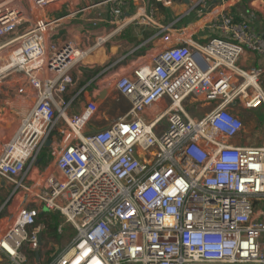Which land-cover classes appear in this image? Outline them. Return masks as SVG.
I'll return each instance as SVG.
<instances>
[{"label":"built area","instance_id":"2783aa9c","mask_svg":"<svg viewBox=\"0 0 264 264\" xmlns=\"http://www.w3.org/2000/svg\"><path fill=\"white\" fill-rule=\"evenodd\" d=\"M174 2L0 0V75L20 74L16 91L33 102L2 130L0 264H264V137L235 112L264 113V65L239 64L264 59V37L246 17L208 18V0L185 12L198 23L176 27L159 9ZM130 26L158 29L132 52L162 45L129 68L125 56L103 66L66 98L89 55ZM198 28L213 34L195 40ZM110 86L128 112L86 133ZM80 95L90 99L69 113ZM43 221L71 234L48 256Z\"/></svg>","mask_w":264,"mask_h":264},{"label":"rangeland","instance_id":"374dc122","mask_svg":"<svg viewBox=\"0 0 264 264\" xmlns=\"http://www.w3.org/2000/svg\"><path fill=\"white\" fill-rule=\"evenodd\" d=\"M177 1L179 2L180 0H175L174 5L166 9L169 12H175V10H178L181 6L179 5V3L182 1H180L179 3H177ZM210 1L211 0H208V3H210ZM245 3H247V1ZM255 6L257 8H260L259 4H255ZM189 7L190 6H188V8ZM164 14H167L166 11L164 12ZM197 18V12L193 11L186 16L184 22L187 23ZM261 20L264 22L263 14L261 15ZM261 30H264V26L261 27ZM126 35L132 38L138 37L137 29L134 26H130L126 30ZM101 69L102 67L91 71L90 69L83 67L81 77L79 78L80 75L78 74L77 83L73 87V91L70 96L69 94H67L66 98L72 97L75 92L82 88ZM21 83L22 76L20 74L8 76H5L3 74L0 75V128H3L2 126H4L5 122L8 124H16L20 120L21 115H25L33 106L32 100L27 99L25 95L19 92L17 93L16 89L18 88V85H21ZM92 85L94 86V84ZM93 86L90 85L89 88L91 89V87ZM88 99L90 98H84V95H80V97L72 105L69 113L79 111L86 104ZM2 107L3 109H1ZM129 108L130 104L128 100L122 96L116 95L115 88L113 86H110L109 93L103 96L102 99L99 101V108L96 111L97 114H95L90 123L85 127L84 131L86 133H89L107 127L110 122L125 115L128 112ZM14 109L16 110V112L14 111ZM188 109L190 110L191 108L189 107ZM210 109V107H197L192 110V113L195 116L199 117L205 114L206 112L210 111ZM18 110L21 112V115L17 114ZM235 112H237L243 118L247 126L246 129H248L249 131L252 130L255 135L257 134V137L254 138V141L260 142L261 139L264 137V113L262 111V108L250 110L246 109L243 106L237 105L235 107ZM8 128L9 127L5 126V132L0 133V140H4L7 136L10 135V132L8 133ZM45 154V160L48 162L51 161V157L49 156V150H47ZM46 161L42 162V167L45 165ZM3 187L8 189V186ZM7 194L8 191L0 193V206L3 204L5 198L7 197ZM65 230L67 232L68 227H65ZM70 238L71 234L69 232L64 234V237H62L56 232H53V228L46 227L45 236H43L44 244L41 248V251L45 254V256H48L51 254L50 247L54 246L55 248L60 249L69 242Z\"/></svg>","mask_w":264,"mask_h":264},{"label":"crops","instance_id":"0c3cea01","mask_svg":"<svg viewBox=\"0 0 264 264\" xmlns=\"http://www.w3.org/2000/svg\"><path fill=\"white\" fill-rule=\"evenodd\" d=\"M197 0H183V2H178L180 8L178 10H175V12H169L165 7L159 6L161 15L164 16L162 20L164 22H171L175 20L176 18H181V20L176 24V27L183 28L185 26H189L190 23L195 22L193 24H196L198 20L194 19L189 22H184V19L188 14L185 12L189 9L188 6H190V3H194ZM247 1V3H245ZM175 3V2H174ZM255 4H259L260 8H257ZM174 5V4H173ZM166 9V10H165ZM222 10H225L227 13H231L235 16L237 20L242 19L244 17L250 19L252 22L254 28L263 35L264 37V30H261V27L264 26V22L261 20V15L263 14L264 17V0H211L209 3V9L207 11L206 16L212 17L215 13L220 12ZM166 11L167 14H164ZM198 15V13H197ZM205 16V17H206ZM136 28V27H135ZM137 29V36L136 38H132L128 35H126V31L117 37H115L109 44H107L105 47L98 48L94 52H92L89 57L87 58L86 62V68L93 71L94 69L101 68L105 65L110 64L111 62L116 61L118 58L125 56V65L124 68H129L133 63H136L139 61L140 58H142L143 54L147 51V49L150 47L157 48L158 46L162 45L163 38L156 37L150 44L144 46L142 48H139L132 52L138 44H140L142 41L148 39L149 37L153 36L158 29H154L152 27H140ZM102 32L103 30L100 28L97 32ZM213 33L207 28H201L194 30L192 32V38L195 40H205L209 38ZM239 64L243 68H249L251 66L256 65H264V59L260 58L255 53H246L244 57L241 58L239 61ZM84 77V76H82ZM3 109V107L1 108ZM3 111V110H2ZM16 112V110L14 109ZM18 115H21V112L17 111ZM22 116V115H21ZM8 123L5 122L4 125ZM0 128V133H2V130L4 129ZM7 188H4L0 186V193L4 191H9ZM44 215L42 214V217ZM44 222V233L46 232V221Z\"/></svg>","mask_w":264,"mask_h":264},{"label":"trees","instance_id":"16d2710c","mask_svg":"<svg viewBox=\"0 0 264 264\" xmlns=\"http://www.w3.org/2000/svg\"><path fill=\"white\" fill-rule=\"evenodd\" d=\"M47 150H48V148H46V149L43 150V152H42V162H43V161H46V160H45V155H46L45 152H46ZM46 163H47V161L45 162V164H46Z\"/></svg>","mask_w":264,"mask_h":264},{"label":"water","instance_id":"95a60500","mask_svg":"<svg viewBox=\"0 0 264 264\" xmlns=\"http://www.w3.org/2000/svg\"><path fill=\"white\" fill-rule=\"evenodd\" d=\"M51 141H52L51 139L48 140V142H47V146H50ZM3 185H4V182H3ZM38 255H39V254H38Z\"/></svg>","mask_w":264,"mask_h":264}]
</instances>
